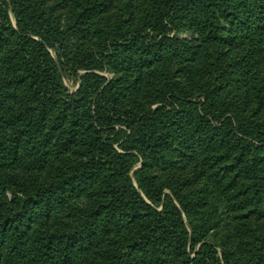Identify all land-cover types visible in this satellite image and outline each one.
Instances as JSON below:
<instances>
[{
    "label": "trees",
    "instance_id": "obj_1",
    "mask_svg": "<svg viewBox=\"0 0 264 264\" xmlns=\"http://www.w3.org/2000/svg\"><path fill=\"white\" fill-rule=\"evenodd\" d=\"M10 2L0 0V169H25L0 180L11 194L0 264L5 248V264H264V225H251L264 221V78L251 82L254 103L221 95L227 68H245L230 51L264 49V0H69L91 47L70 60L87 72L74 93L49 1ZM183 29L198 41L178 36ZM184 63L194 90L178 75ZM106 70L121 75L96 73ZM133 150L144 160L136 171ZM175 152L208 169L224 163L211 176L245 221V248L231 234L220 239L222 224L200 214V198L173 189V176L162 180Z\"/></svg>",
    "mask_w": 264,
    "mask_h": 264
},
{
    "label": "rangeland",
    "instance_id": "obj_2",
    "mask_svg": "<svg viewBox=\"0 0 264 264\" xmlns=\"http://www.w3.org/2000/svg\"><path fill=\"white\" fill-rule=\"evenodd\" d=\"M9 5L11 4L10 0H7ZM47 4V10L48 12L53 16L55 20H58L60 24L62 25V29L65 31L63 37L64 40V46L63 48H60V54L63 56L64 54H67L68 57L65 59L68 61L69 65L66 66V70H61L62 78L64 87L70 91V93H74L78 90L80 83H81V77L85 75L87 72L83 70H77L76 65L71 63V59L77 55L78 52L81 50L85 51L88 50L90 47V44L88 41H82V38L84 36V32H82V29L88 28L85 24L81 23V20L78 18V9H74L71 6V2L69 0H48ZM10 17L12 24L14 28L16 29V20L14 18V15L12 13V10H10ZM89 21V20H88ZM104 28L106 29L105 25ZM73 29H78V33L76 34ZM175 35V32L171 34V37ZM178 36H180L183 39L189 40V41H198L199 35L194 31H189L188 29H183L178 33ZM256 44L252 43H245L242 47H236L233 48L230 51V56L235 60H243L245 61L243 63V66H245L243 72L241 68H227L226 77L229 79L228 83L226 84L225 88H223L222 91V97L224 101L227 103H232L234 100L240 101V103L243 105L245 102L244 95H250L252 97V100L254 103L255 99V91L251 90V85L253 80L257 77V75L264 78V49L256 48ZM78 49V51H77ZM77 51V53H75ZM51 54L53 55L55 61L59 64V56L57 52L53 49H50ZM214 52V51H212ZM255 55L252 57V55ZM64 59H62L63 61ZM233 60V61H234ZM232 64V63H230ZM247 64V65H246ZM61 67V64H59ZM185 68H181V72H179V76L182 77L180 80L185 83L186 87L189 89L194 90L195 85L197 84L192 80L191 77L186 76V67H190L191 64L184 63L183 64ZM202 68L208 67V64L204 61L202 64H200ZM184 69V70H182ZM173 72V75H175V68H172L171 70ZM104 77H106L109 81H111L115 76L118 77L121 74H117L116 72L111 71H99L96 72ZM186 74V75H185ZM118 75V76H117ZM201 79L197 78V82L200 83ZM223 81H219L218 83H222ZM226 83V82H225ZM149 93H152L151 95H155L156 93H153L151 90L147 92V95ZM156 100H152L153 103V110L158 108L160 106L159 103L155 102ZM159 101V100H157ZM155 102V103H154ZM170 104V101H169ZM203 106V105H202ZM201 104L200 107L202 108ZM205 109L207 113L214 114V108L209 107L205 105ZM186 122L184 121L183 124ZM178 141V140H177ZM118 147V145H117ZM131 153L135 154L138 157V162L136 164V167L134 168V171L142 168L144 164L143 157L138 150H133ZM184 152V154H180L179 152H175L171 155V159L176 161V165L174 166L175 170L173 172H159V175L162 177V180L166 181L168 180L167 177H165V174L167 176H173V179H175V183L173 184V189H180L181 195L187 198L188 200H192V202H196L195 200L200 198L201 202H204V205L202 207H199L200 213L204 217H207L208 221H213L215 219H219L222 227L220 231V239L226 240L227 236L226 234H231L233 237H235L234 242L238 243L241 242L243 246L242 248H245L246 244L250 241L247 237V234L244 232L246 227H244L245 221H242L241 219L236 218V214L232 212L231 205L233 203L232 196L228 193H223L222 189L216 186L215 179L211 176L213 175L214 171L217 170L221 165H224V163H221L219 166L210 168V165H205L204 162L198 163L199 165H196L192 162V159L189 154ZM21 166H19L18 171L14 170L13 168H7V169H0V180L1 181H10L9 177L12 178L15 175V172L23 173V169H25L24 165L21 163ZM197 166V167H196ZM156 170H153V172L157 173ZM204 172V176L200 177V173ZM165 173V174H164ZM234 174V173H233ZM36 176L37 173L35 171H29L28 170V176ZM232 176L229 177V179ZM24 179L28 180L25 175ZM8 183V182H7ZM9 184V183H8ZM166 193L171 194V191L169 189H166ZM11 201V194L9 191H2L0 193V212H3L10 204ZM4 205V206H3ZM210 211V212H209ZM238 215V214H237ZM197 217H200L197 215ZM184 219L186 222L187 227L189 228V231H191L187 217L184 215ZM30 220L23 219L22 221V229L26 230L29 226ZM209 222V223H210ZM242 225V226H241ZM252 227L256 229H263L264 221L261 223V226H258L255 222H253ZM263 227V228H262ZM237 228V229H236ZM264 231V230H263ZM233 241H231L229 244L234 245ZM7 251L8 248H5L3 251H1V260L2 264H5L4 259L6 260L7 257Z\"/></svg>",
    "mask_w": 264,
    "mask_h": 264
}]
</instances>
